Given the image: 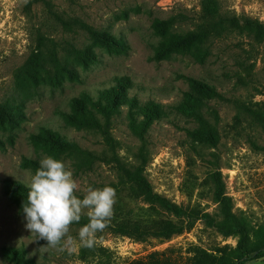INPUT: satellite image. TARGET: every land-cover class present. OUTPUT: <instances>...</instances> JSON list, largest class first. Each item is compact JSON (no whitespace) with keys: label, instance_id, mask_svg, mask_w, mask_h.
Returning <instances> with one entry per match:
<instances>
[{"label":"rangeland","instance_id":"rangeland-1","mask_svg":"<svg viewBox=\"0 0 264 264\" xmlns=\"http://www.w3.org/2000/svg\"><path fill=\"white\" fill-rule=\"evenodd\" d=\"M201 1L0 0V102L14 100L23 111V118L14 122L0 119V264H21L9 258L5 248H23L37 264H94L78 258L80 248L71 254L52 248L39 251L46 241H35L25 229L26 201L8 188L9 180L27 186L29 172L36 170L28 161L39 163L49 155L37 137L42 127L94 155L90 168L78 153L54 157L73 171L79 198L88 186H110L116 192L114 205L120 206L129 187L125 171L136 165L153 191L171 204L163 216L182 232L169 239L140 241L109 227L98 232L95 246L111 264H128L153 252L172 264H188L197 249L212 254L234 249L237 237L216 227L223 197L250 227L264 222V38L246 31L215 38ZM217 1L221 11L242 25L246 19L264 24V0ZM157 20L168 21L163 36ZM89 30L109 33L124 45L95 39ZM178 35H188L192 42L156 55L167 38L175 41ZM70 49H90L92 56L85 62L66 57ZM49 51L75 69V78L62 76L57 83L27 80L20 88L21 66L37 52L45 56ZM123 76L131 81L130 96L141 103L154 101L167 111L189 91L185 78L213 85L217 96L209 100L205 116L215 140L193 143L186 130L196 123L175 113L154 124L146 142L130 134L123 116L101 132L79 129L65 117L72 99L84 92L95 96ZM129 205L139 212L137 204ZM80 227L71 225L70 234L78 237ZM247 264H264V257Z\"/></svg>","mask_w":264,"mask_h":264},{"label":"trees","instance_id":"trees-1","mask_svg":"<svg viewBox=\"0 0 264 264\" xmlns=\"http://www.w3.org/2000/svg\"><path fill=\"white\" fill-rule=\"evenodd\" d=\"M201 12L206 21L212 24L213 36L215 38H225L231 35H242L244 31L255 38H264V24L258 20L244 21L242 25L234 15L221 11L217 0H202ZM168 21L157 20L155 24L165 35ZM89 35L95 39L107 43H116L123 46L122 40L116 39L109 33H97L89 30ZM192 42L188 35H178L175 41L167 38L166 41L156 50V55H168L169 46H179L180 48ZM198 42L199 39H198ZM92 51L86 49L79 51L70 49L66 57H73L83 62L90 59ZM198 60L202 58L201 53L195 55ZM68 76L75 78L76 71L67 62L61 63L56 59L53 51H49L45 56L37 52L29 61L24 63L18 72L20 88L23 82L31 80L36 82L46 78L50 83H57L58 78ZM189 85V91L184 94L182 100L170 107L167 111L163 106L147 101L141 103L137 97L130 96L132 88L129 77L116 78L114 84L97 91L95 96L89 93H82L81 97L71 100L72 109L64 114L65 117L76 127L83 130L103 131L112 126L118 117L124 118L126 127L130 134L140 141L146 142L153 125L166 119L169 113L191 117L196 123L192 130H186L188 138L193 143L211 144L215 140L213 128L205 116V110L209 100L217 96L213 85L194 78H185ZM23 118L22 105L14 100L0 102V119L7 122ZM37 137L44 144L46 152L58 157L61 154L79 155L81 161H85V166L90 168L94 155L81 151L75 142L68 140L50 128H40ZM34 167L39 168V163L28 161ZM125 176L129 182V187L124 191L122 199L125 201L120 205H114V214L107 227L112 232L121 236H134L140 241L148 237H156L161 240L169 239L175 234L182 232V227L174 224L171 220L164 218V213L171 211V204L160 195L156 194L140 167L132 165L125 171ZM8 188L17 192L25 201L28 187L16 181H8ZM118 197V200H122ZM131 202L138 205L139 212L134 211L129 204ZM88 223L86 216H82L79 223L72 225L84 226ZM216 227L226 236H236L237 244L234 249H219L216 254L207 253L202 249H197L188 264H247L264 257V222L250 227L247 219L232 212V206L228 198L221 199V219L216 223ZM4 252L9 258L19 261L21 264H37L34 260L26 256L23 248H5ZM78 258L81 261H93L94 264H111L109 256L100 247L94 246L91 249L80 247ZM128 264H172L163 259L162 255L153 252L144 258L134 259Z\"/></svg>","mask_w":264,"mask_h":264},{"label":"clouds","instance_id":"clouds-1","mask_svg":"<svg viewBox=\"0 0 264 264\" xmlns=\"http://www.w3.org/2000/svg\"><path fill=\"white\" fill-rule=\"evenodd\" d=\"M26 202L22 205L24 227L35 236V241H46L49 248L71 254L78 248L91 249L114 214L116 192L110 186L83 189L82 198L76 193L80 185L73 171L63 161L51 155L43 157L39 168L29 172ZM86 216L88 223L80 227L78 237L70 234V226Z\"/></svg>","mask_w":264,"mask_h":264}]
</instances>
